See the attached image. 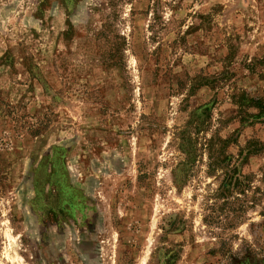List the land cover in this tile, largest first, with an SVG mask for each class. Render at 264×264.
I'll use <instances>...</instances> for the list:
<instances>
[{"label": "rangeland", "instance_id": "obj_1", "mask_svg": "<svg viewBox=\"0 0 264 264\" xmlns=\"http://www.w3.org/2000/svg\"><path fill=\"white\" fill-rule=\"evenodd\" d=\"M243 93L264 0H0V264H264Z\"/></svg>", "mask_w": 264, "mask_h": 264}, {"label": "trees", "instance_id": "obj_2", "mask_svg": "<svg viewBox=\"0 0 264 264\" xmlns=\"http://www.w3.org/2000/svg\"><path fill=\"white\" fill-rule=\"evenodd\" d=\"M236 101L242 118L264 117V94L262 96L250 98H247L244 93L238 94L236 96Z\"/></svg>", "mask_w": 264, "mask_h": 264}, {"label": "crops", "instance_id": "obj_3", "mask_svg": "<svg viewBox=\"0 0 264 264\" xmlns=\"http://www.w3.org/2000/svg\"><path fill=\"white\" fill-rule=\"evenodd\" d=\"M77 210H79V209H77Z\"/></svg>", "mask_w": 264, "mask_h": 264}]
</instances>
